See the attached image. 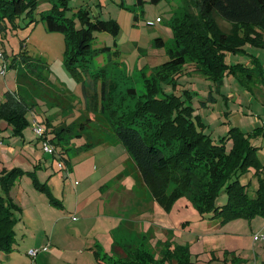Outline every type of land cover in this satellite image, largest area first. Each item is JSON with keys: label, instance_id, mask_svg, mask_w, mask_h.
Wrapping results in <instances>:
<instances>
[{"label": "rangeland", "instance_id": "1", "mask_svg": "<svg viewBox=\"0 0 264 264\" xmlns=\"http://www.w3.org/2000/svg\"><path fill=\"white\" fill-rule=\"evenodd\" d=\"M53 3V0H39L34 14L37 22L28 23L29 17L22 18L19 27L9 28L0 36V47L6 54L9 67L0 78V102L5 100L7 92L18 89L19 68L10 66L15 54L28 53L46 63L48 68L44 74L47 73L49 82H37L38 94L35 97L28 90V102L36 106L27 115L30 124L23 129L24 137L14 135L13 127L4 119L0 120V172L4 168L10 170L21 166L36 170L42 182L52 176L47 182L49 191L35 186L30 174L22 175L11 189L10 197L18 206L14 209L19 219L15 223L14 249L3 253L0 250V264H45L49 261L47 253L52 248L59 250L54 264H79L78 251L84 249L88 252L94 246L93 237L100 230L96 227L98 220L104 218L127 220L124 231L127 229L131 234L130 247L123 245L118 249L120 259L126 260L130 249L140 247L154 253L155 258L160 260L169 242L171 246L168 249L175 252V247L181 246L190 255L182 259H188L186 263L181 262V255H178L176 259H165L163 264H231L234 255L243 260L241 264H262L264 240H255L254 237L264 232H259L264 227L263 215L239 217L222 223L219 218L203 215L188 194L176 198L167 209L153 198L136 164L120 142L84 148L87 137L76 135L66 145L68 152L63 159L65 154L57 155L58 152L53 155L43 149L44 142L34 129L36 118L44 129L47 118L58 126L84 120L88 115L93 123H104V116L86 109L88 104L94 108L100 103L104 78L118 82L122 89L121 94L115 97V105L130 103L127 107L133 106L127 88L135 87L136 95H141L144 91L143 74L152 76L159 66L170 59L174 39L172 20L181 10L183 0H161L158 3L144 0L142 4H138L137 0H69L67 14L77 17L75 24L78 27L82 24L79 18L81 10L89 11L91 17L99 16L119 24L116 35L109 31L96 33L89 71L75 73L66 63L65 34L48 30L44 21L40 20L41 12L51 9ZM216 19L219 27H231L222 19ZM158 37L165 40L163 47L154 45ZM105 47L108 49L102 50ZM241 47L237 51L227 49L225 59L228 63L251 65L255 56L264 61V46L248 42ZM196 67L199 68L195 61L187 62L175 82L163 85L165 91L176 92L187 99L200 117L203 131L216 142H221L232 127H238L252 146L257 147L259 159L264 164V84L258 80L248 84L242 81L238 71L225 72L223 83H217L196 72ZM232 68L235 70L238 67L227 69ZM96 72L101 74L97 79L94 76ZM62 90L68 94L62 95ZM45 94L54 97L46 99L49 101L61 98V104L49 105L40 98L37 104V96H47ZM97 107L100 108V104ZM106 129L112 133L109 126ZM106 137L111 138L110 134ZM179 143V140L173 139L171 144L164 145L166 152L178 148ZM226 143L228 148L233 144L231 140ZM52 147L57 151L61 149L60 146ZM241 180L249 182V192L253 195L258 186L255 169H250ZM174 187L175 184L171 183L168 191ZM226 200L227 194L223 192L217 203L223 204ZM118 221L114 219L116 224ZM31 247H46L48 250L34 260L27 255ZM105 251L99 255L90 251L82 254L80 259L89 256L99 264H110L115 258L105 256ZM178 252L183 251L179 249ZM64 256L70 261H65Z\"/></svg>", "mask_w": 264, "mask_h": 264}, {"label": "trees", "instance_id": "2", "mask_svg": "<svg viewBox=\"0 0 264 264\" xmlns=\"http://www.w3.org/2000/svg\"><path fill=\"white\" fill-rule=\"evenodd\" d=\"M53 1L51 9L41 12L40 20L44 21L48 30L65 34L68 67L74 73L88 72L93 51L92 42L96 33L109 31L116 35L119 32V24L99 16L91 17L89 11L81 10L79 18L82 24L78 27L75 24L77 17L67 14L69 0ZM151 1L158 3L161 0ZM38 2L39 0H0V36L9 28L19 27L22 18L29 17L28 23L35 20L37 22L34 14ZM143 2L144 0H137L138 4ZM216 18L222 19L231 27H219ZM172 27L174 39L170 59L159 66L152 76L143 74L144 91L141 95H136L135 87L127 88V94L131 93L133 106L127 107L130 103H126V106L115 105V97L121 94L122 89L118 82L104 78L100 103H97L100 108L97 105L92 108L90 104L86 107L90 113H100L104 116V123H93L88 115L84 120L58 126L53 125L51 119L47 118V127L45 126L44 133L40 134V139L44 143L60 146V150L54 148V152L50 154H65L63 159L68 152L66 145L70 138L76 135L87 137L84 148L120 142L136 164L142 181L150 189L153 198L167 209L176 198L188 194L203 215L219 218L222 223L257 214L264 216V164L259 159L257 147L252 146L250 140L236 126L230 129L221 142H216L203 131L200 117L195 113L194 107L187 103V99L176 92H167L163 87L164 84L175 82L187 62L191 61H195L196 66H199L196 67V72L216 80L217 83H223L225 72L238 71L242 81L249 84L258 80L264 84V61L259 56H255L254 64L251 65L242 62L232 65L225 59L227 49L237 51L248 42L264 46V0H183L181 10L172 20ZM154 45L163 47L165 40L158 37ZM106 49L108 47L102 50ZM10 66L19 68L18 89L15 92H7L5 100L0 102V120L4 119L13 127L14 135L24 137L23 129L30 124L27 115L36 106L35 103L28 102L29 92L34 93L35 97L38 94L37 82H48L47 73L44 74L48 65L28 53H20L14 55ZM234 66L238 68L227 69ZM42 74L44 76H41ZM94 76L97 79L101 74L96 72ZM64 93L68 94L62 90V95L65 96ZM45 95L47 96H37L36 103L38 104L40 99L49 105H59L62 102L58 97L54 102L46 100L54 97ZM96 96L99 94L96 93ZM108 126L112 133L106 129ZM109 134L113 139L106 137ZM173 139L180 141L178 148L166 152L164 145L171 144ZM226 140L232 141L230 148L227 147ZM252 168L258 177V186L253 195L249 192V182L241 180ZM25 174L33 176L35 186L49 191L47 181H40L36 170L24 169L21 166L1 170V251L10 252L14 249L15 223L19 217L14 209L18 206L10 197V192L18 179ZM171 183H174L175 187L168 191ZM223 192L227 194L226 202L217 203L219 195ZM167 243L160 260L155 258L154 253L139 247L130 249L126 260L112 258L113 262L110 264H163L165 259L175 256L178 258V255H181V262L186 263L188 259H182L185 255H190L188 250L177 246L173 252L171 248L168 249L171 244ZM118 246L120 244L117 242L114 246L115 252L118 251ZM179 249L183 252L177 253ZM242 262V259L234 255L231 264Z\"/></svg>", "mask_w": 264, "mask_h": 264}, {"label": "crops", "instance_id": "3", "mask_svg": "<svg viewBox=\"0 0 264 264\" xmlns=\"http://www.w3.org/2000/svg\"><path fill=\"white\" fill-rule=\"evenodd\" d=\"M62 168H64V167H62ZM70 171H71V168H70L69 172ZM69 172H68V174H69ZM51 178H52V176L51 177L49 176L48 181H47L48 183L51 180ZM76 183H78V182H76ZM15 185H17V184H15ZM76 193H77V189H76ZM77 204H78V202H77ZM112 204H113V200H112ZM76 207L77 206H75V208ZM83 219H81V220H83ZM104 219H107V220H104ZM104 219L98 220L99 225L96 227H99L100 230H98L96 232V235L93 237V239H95V243H94V246L90 247V251H94L97 255H99L102 253L103 250L104 251L106 250L103 253V254H105V256H109L110 259L114 256L113 258L116 259L121 255V253L118 250V249H120V246L121 247L123 245L128 246V244L130 243L131 234L129 233V231H127V229H125V231H124V226H125L124 223L127 222V220H126V218H104ZM114 219H115V222L119 219V221H118L119 223L116 224L114 222ZM121 230H122V233H120ZM260 231H264V227H262L259 230V232ZM124 232H125V234L122 235ZM117 242L120 244V246H118V249H117L118 251L115 252L114 246ZM37 244H40V246H41V243H37ZM46 244H48V243H46ZM126 246H124V247H126ZM47 250H48V248H45L41 252H44ZM90 251L86 252V251H84V249H81L80 251H78V255L81 256L82 254L89 253ZM1 253H3V251H1ZM57 253H59V250H57V248H52L51 250H49V252L47 253L49 256V261H47L45 264H54V259L58 256ZM27 255H28V251H27ZM80 256L77 259L78 261L80 260L79 264H99L97 261L94 260V258L89 259V256H85L82 259H80ZM64 258H65L64 259L65 261H70L69 258H67L65 256H64ZM88 260H90V261L88 262ZM75 264H77V263H75Z\"/></svg>", "mask_w": 264, "mask_h": 264}, {"label": "built area", "instance_id": "4", "mask_svg": "<svg viewBox=\"0 0 264 264\" xmlns=\"http://www.w3.org/2000/svg\"><path fill=\"white\" fill-rule=\"evenodd\" d=\"M8 60L2 50V48L0 47V78L2 77V75H5L8 71ZM34 129L35 131H37L39 134L44 133V128L41 126V124L34 119ZM0 143H1V137H0ZM43 148L46 152L49 153H53L54 152V148L52 147L51 144L45 142L43 145ZM61 167H63V165L61 164ZM255 240L258 239H262L264 240V232H261L260 234H256L254 237ZM46 247H39V248H30L28 250V255L31 256L34 260L37 258V256L39 255V253L45 249Z\"/></svg>", "mask_w": 264, "mask_h": 264}]
</instances>
